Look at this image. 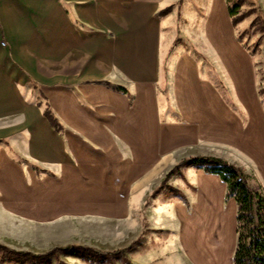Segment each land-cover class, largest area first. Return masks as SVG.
<instances>
[{"label":"crops","instance_id":"crops-1","mask_svg":"<svg viewBox=\"0 0 264 264\" xmlns=\"http://www.w3.org/2000/svg\"><path fill=\"white\" fill-rule=\"evenodd\" d=\"M230 2L0 0V225L129 227L131 264H233L220 177L185 167L159 185L221 153L264 196V109Z\"/></svg>","mask_w":264,"mask_h":264},{"label":"rangeland","instance_id":"rangeland-1","mask_svg":"<svg viewBox=\"0 0 264 264\" xmlns=\"http://www.w3.org/2000/svg\"><path fill=\"white\" fill-rule=\"evenodd\" d=\"M237 1H241V3L238 7L236 16H234L235 20H240L234 26L235 38L251 58L255 90L258 100L264 109V0H231L230 6L233 7L237 4ZM59 4L62 8L66 7L65 2H60ZM2 43H4V46ZM0 46H2V48L7 46V43L3 38L0 39ZM171 51L172 50H170V52ZM190 52L194 54V57L196 58L204 55L206 58L205 61H207L208 65L214 67L212 57L206 54L207 52L201 47L197 48L196 46H193V49H191ZM163 56L166 58L168 53L164 52ZM219 78H221L220 74ZM19 90L20 92L23 91L21 88H19ZM29 97L28 102L30 103H35L40 100L38 99L36 91L32 93V97ZM218 154L219 157L222 156V158L218 157V159H224L228 164L239 168L244 175L249 177V186L252 189H259L263 194V189L259 180L256 178L255 174H253L247 163L230 154ZM183 168H180L179 171L183 170ZM166 176L163 178L162 183L159 184L160 187H163L172 177L170 176L166 179ZM10 223L9 225H0V245L5 246L14 252L30 253L34 256H49L42 260H29L28 262L23 261L22 263H18L17 261L14 262L12 258L5 257L2 264H123L120 260H113V257L109 259V262L111 263L106 261L96 263L94 262L95 260H92L87 256L71 258L70 255H65L61 252L50 254L52 249H62L71 246L89 248L97 251L103 250L100 252H119V255H124L129 262L131 261L130 250L132 246L129 239V227H123L119 232L122 233V239L117 238V240H115L114 236L106 239H102L104 237H95L94 235L89 234L90 232L85 231L83 227L67 224L64 220L58 224L42 226L31 224L24 225L18 222H16V224ZM112 233L113 232L110 234L112 235Z\"/></svg>","mask_w":264,"mask_h":264},{"label":"trees","instance_id":"trees-1","mask_svg":"<svg viewBox=\"0 0 264 264\" xmlns=\"http://www.w3.org/2000/svg\"><path fill=\"white\" fill-rule=\"evenodd\" d=\"M229 3V0H228ZM230 8V17L234 26L240 20H235L238 7L241 1H237ZM169 10L161 13L168 14ZM49 121H52L49 113H45ZM183 167L203 168L211 174L218 175L227 187V196L232 197L236 203V247L233 254V264H264V196L259 189H252L249 186L248 178L243 172L227 162L215 157H193L178 163L166 176L168 179ZM63 253L70 256H87L95 261H106L110 258L120 260L123 264H131L124 255L119 252L108 253L82 247H65L52 249L50 254ZM45 256H34L30 253L14 252L0 245V264L6 258L22 263L29 260H42ZM119 257V258H117Z\"/></svg>","mask_w":264,"mask_h":264},{"label":"bare ground","instance_id":"bare-ground-1","mask_svg":"<svg viewBox=\"0 0 264 264\" xmlns=\"http://www.w3.org/2000/svg\"><path fill=\"white\" fill-rule=\"evenodd\" d=\"M243 83V82H242ZM243 86V85H242ZM240 88V87H239ZM242 91H243V88H242ZM87 144V143H86ZM94 155V154H93ZM110 156V155H109ZM107 162V161H106ZM79 173V172H78ZM118 184V183H117Z\"/></svg>","mask_w":264,"mask_h":264},{"label":"built area","instance_id":"built-area-1","mask_svg":"<svg viewBox=\"0 0 264 264\" xmlns=\"http://www.w3.org/2000/svg\"><path fill=\"white\" fill-rule=\"evenodd\" d=\"M2 45L4 46V43H2Z\"/></svg>","mask_w":264,"mask_h":264}]
</instances>
